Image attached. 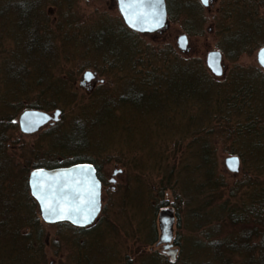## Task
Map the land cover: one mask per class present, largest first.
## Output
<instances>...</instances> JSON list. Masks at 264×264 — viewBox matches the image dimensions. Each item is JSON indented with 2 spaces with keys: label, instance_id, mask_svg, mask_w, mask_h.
Returning <instances> with one entry per match:
<instances>
[{
  "label": "trees",
  "instance_id": "1",
  "mask_svg": "<svg viewBox=\"0 0 264 264\" xmlns=\"http://www.w3.org/2000/svg\"><path fill=\"white\" fill-rule=\"evenodd\" d=\"M60 1L0 0L2 12L0 17L8 16L7 18L16 24L13 32L21 30L24 36L32 37L27 42L30 47L29 53L40 52L52 58L53 43L51 41L52 46H50L49 34L42 31L41 26L42 18L45 17L43 6L54 3L60 14H63L64 10L60 9L63 0ZM75 1L67 0V3L71 4ZM166 2L168 21L173 19L175 10L188 11L191 14L190 11L195 13L193 10L202 7L200 0H189V3L186 0H166ZM222 2L224 4L220 8V13L223 23L220 22L221 24L217 26L221 42L218 49L225 57L237 60L242 55L252 53L255 49L264 46V0H222ZM173 3L176 5L175 10L172 9ZM11 10L19 15L11 18L13 16L9 15ZM120 22L122 25L116 20L110 22L109 26L102 21L101 26L81 31L75 25L79 24L77 17H74L68 31L63 34L69 45H80L82 42L88 47L89 44L93 46L97 44L96 47H100L95 49V52L98 50V57L105 53V51L100 53V49H107L110 54L104 56V59L108 60L111 57L116 67L121 64L132 84L125 92L117 90L114 94L109 89L108 93L104 94V99L100 98L99 93L93 96L97 99L86 105L85 115L77 120L74 129L63 134L64 142L60 144V148L62 146L61 149L67 154L63 155L64 159L60 158L63 161L60 162L59 158L52 156H49V159L41 158L46 163H41L42 160L38 158L33 161L27 159L24 164L27 168L24 169V165L14 162L12 157L2 150L5 131L0 132V264H48L49 262L43 236V225L46 222L42 219L39 204L29 188L30 171L38 167L51 168L92 161L87 154L91 153L92 147L97 144L93 136L97 134L98 128L115 131L122 127L126 135L136 138L144 130L141 121H144L145 117L151 118V122L156 125L157 135L172 132V147L163 148L164 145L162 147L164 151L158 153L159 159L156 165L159 167L157 170L163 175L161 185L163 184L164 189L168 190L175 182L180 181L183 184L185 194L183 192L180 195L183 199L182 203L187 200L186 196L189 197V201L194 198L197 202L195 209L197 211H194L193 215H196V225L204 235L213 233L212 229L214 233L219 232L218 235L226 231L227 234L229 233L224 238L217 236L214 240L207 238L206 242L200 241L197 256L193 258L192 250L186 257L188 258L185 260L186 264H264V70L258 66L252 71L237 67L223 79H217L209 74L201 61L197 59L189 61L184 56H180L173 47H169L158 55L159 59L163 58L162 63L167 67L163 73L157 74L158 70L155 71L157 65L149 68L150 58L143 52L140 33L130 30L122 17ZM133 38L136 42H133ZM48 54L53 55L50 57L47 56ZM25 57L23 58L27 63L10 68L14 69L10 71L17 84L22 77L29 78L25 82L23 91L39 85L43 75L55 77L50 70V73L47 71L41 73L39 66L35 65L36 62H32V58ZM131 60L134 62L130 67ZM138 65H143L144 70L138 69ZM96 71L109 75L103 66ZM142 75H146L147 78H141ZM53 81L55 83H48L50 84L48 92L60 97L68 96L64 94L66 89L58 88L56 80ZM17 89L21 90L18 87ZM212 99L213 103L210 102ZM170 101L175 104L174 109L177 105L178 110L186 106L200 108L194 114L182 111L179 115L183 113L184 117L202 126L186 127L188 131L182 135L183 128L178 130V127L174 126L176 113H171L169 117V114H166L168 112L166 109H170ZM42 102L39 99L30 107L45 111L48 106ZM243 121L246 123L245 126L238 125ZM216 123L219 126L215 125ZM1 127L0 131L3 128ZM215 132L224 133L226 138H231L232 149L229 152L239 156L245 165L246 180L239 182L238 185L234 184L235 188L229 191L226 189L230 185L225 184L216 174L214 161L216 146L208 141ZM145 135L149 138L148 135L152 137L153 134L147 132ZM32 152L36 153L34 150ZM181 153H186L190 159L181 162L182 168L176 163L163 168L165 161L171 158V155L173 157ZM191 158H197L198 161H191ZM234 190L239 194L238 197V194H233ZM227 194L234 196L235 199L225 200L224 196ZM160 202L162 203L161 206L158 204V209L170 205L163 199ZM173 206L180 220L181 207H176L174 204ZM59 224L81 232L87 229L69 222ZM229 226L238 227L239 231L233 232L228 228ZM206 227L212 229L208 231ZM180 243L177 238V244L182 247ZM86 258L88 257L84 259Z\"/></svg>",
  "mask_w": 264,
  "mask_h": 264
},
{
  "label": "rangeland",
  "instance_id": "2",
  "mask_svg": "<svg viewBox=\"0 0 264 264\" xmlns=\"http://www.w3.org/2000/svg\"><path fill=\"white\" fill-rule=\"evenodd\" d=\"M186 1L189 3V0ZM59 2L61 1L59 0ZM222 4H224L222 0H212L208 6L202 4V7L200 6L193 10L195 13L190 11L191 14H189L188 11L182 10L180 12L175 10L176 5L173 3V7L171 6L175 10L173 11V19L168 21L167 27L162 32H154V34L137 32L140 33L139 38L142 40L140 44L143 52L150 58L148 59L151 64L149 68L151 69L157 65L158 67L155 69V71L158 70L157 74L166 70L167 65L162 63L163 58L159 59L158 55L159 53H164L169 47H173L180 56H184L189 61H195L196 59L201 61L209 74L217 79H223L237 67L246 71H252L257 66L261 67L257 60L259 49H255L252 53H246L237 60L228 59L224 55L223 64L225 68L222 76L214 75L209 69L206 60L207 54L211 50H217L218 45L221 44L220 31L217 26L223 23L222 14L220 13ZM60 5V9L64 10L63 14H60L54 3L43 6L45 17L43 16L42 18L43 23L41 26L42 31L49 34L48 37L51 39L50 46H52L51 41L53 43L54 57L52 58H48L43 53L40 54V52L36 54L29 53L28 49L30 47L27 42L32 37L24 36L21 30L13 32L16 24H13L6 15H4L6 16L4 18L0 17V98L14 104L13 109L7 113L0 109V123L2 116L6 118V123L10 122L9 119H13L12 121L17 123L20 113L23 114L27 110H36L30 106L39 99L48 106V109L45 110L47 113L53 114L56 110L61 109L58 119L51 120L53 123H46L44 128H39L40 130L33 133L22 131L18 123L16 127L11 128L8 126L5 129L0 124L2 128L0 132L5 131L2 150L11 156L14 162H19L22 165L26 163L27 159L28 161L30 159L33 161L36 158L42 160L41 158L49 159V156L56 159H64L67 154L61 149L62 146L60 148V144L64 142L65 135L63 134L74 129V126L77 125V120L80 117L82 118L83 114L85 115L86 105L97 99L93 96L99 93L100 98L104 99V94L108 93L109 89L115 94L117 90L125 92L132 85L121 64L116 67L111 57L108 60L104 59V56L110 54L107 49H100V53L105 51L106 54L103 52V56L98 57V50L95 52V49L100 47H96L97 44L94 46L89 44L88 47L82 42L80 45H69L65 41V35L63 36L68 31L70 22L74 17H77L79 24L75 25L81 31L101 26L102 21L105 22V25L110 26V22L118 20L122 25V22H120L122 15L119 11L117 0H76L71 4L67 3V0H63ZM50 7L54 9L51 10L52 8ZM11 11L9 14L13 15L11 18H14V15H19L15 14L14 10ZM51 11L53 12L51 13ZM1 13L0 11V15ZM11 27L12 29H10ZM182 36L187 38L185 51L178 44ZM80 41L82 40L80 39ZM133 42H136L134 38ZM87 52L90 54H87ZM52 55L48 54L47 56L51 57ZM23 57L32 58V62H36L35 65L39 66L41 73L43 71L49 72L50 70L53 73L52 76L54 75L55 77L43 75L40 78L39 85L37 80L36 87L25 89L24 91L25 82L29 78L27 76L22 77L18 84V88L22 91L17 89V95L13 96L8 86L10 83L8 74L12 78L10 70L14 69L10 68L16 65L20 66L24 62L27 63ZM133 62L131 60L130 67ZM100 66H103L109 75L96 71ZM141 66L138 65V69L143 71L144 66ZM87 72L93 74L94 77L87 80ZM145 76L142 75L141 78H147ZM2 80H6V86ZM53 80H56L58 88L66 89L64 94L68 96L60 97L48 92V87L50 86L48 83H55ZM212 101L213 99L210 100V102ZM169 106L170 109H166L168 111L166 114H169V117L171 113H176V124L174 126L175 128L178 127V130L183 128L182 135L188 131L186 127L194 126L197 128L202 126L184 117L183 113L179 115V112L182 111L194 114L200 108L186 106V108L183 107L178 110L176 105V109H174L175 104L173 101H170ZM141 122H143L142 128L144 130L136 138L126 135V131L121 129L122 127L120 129L117 128L115 131L98 128L97 134L95 136L91 135L97 144L95 143L90 151L91 153L87 154V156L97 160L104 174H111L115 168H119L122 171L117 176L116 189H111V186H107L104 191L105 208L100 219L93 226L81 232L75 228L62 226L59 223H46L43 225L48 264H186L185 260L188 259L186 257L191 254L192 250L193 258L197 256L200 246L198 243L200 241L206 242L207 238L214 240L217 236L224 238L229 234L226 231V234L222 232L218 235L219 232L214 233L212 228L206 227L208 231L212 229L211 231L213 232L207 236L198 229L196 225L197 217L193 215V212L197 211L195 209L198 204L194 198L189 201L188 196L185 198L187 200L182 203L183 199L180 195L184 190L180 181L172 184L174 186L170 187V189H164L163 184L161 185L163 175L157 170L159 167H157L156 163L158 162L157 159H159L158 153L164 151L163 148H166V146L172 147V132L169 134L163 132L157 135L155 130L158 128L151 122V118L145 117L144 121ZM239 124L245 126L246 123L243 121ZM215 125L219 126L218 123ZM147 132L154 136L150 137L148 135V138L145 135ZM209 140L212 144H215L217 150L214 157L216 174L225 184L230 185L226 189V191H229V189L235 188L239 182L246 180L245 165L241 162L239 172H232L228 169L225 159L235 155L229 152L232 149L230 146L231 138H226L224 133L215 132L208 138ZM99 149L101 150L100 153ZM32 150L36 151V153H33ZM187 159L189 158L186 153L175 154L173 157L171 155V158L165 161L163 168L175 163L182 168L181 162L187 161ZM191 159V161H198L197 158ZM41 163L46 162L42 160ZM23 168L26 169L27 167L24 165ZM234 184L236 185L234 186ZM162 191L164 192L162 193ZM233 194L237 195L238 193L234 190ZM224 198L225 200L235 199L234 196L231 197L228 194ZM162 199L170 205L174 204L176 207H181V219L178 220L175 230L176 239L178 238L181 241L182 247L178 245L180 252L175 260L165 256L157 245L158 236L161 233L160 214L157 207L158 204L161 206L162 202L160 200ZM186 221L190 223L187 224ZM228 228L233 232L239 231L238 227L231 228L229 226ZM85 257L88 258L84 259Z\"/></svg>",
  "mask_w": 264,
  "mask_h": 264
},
{
  "label": "water",
  "instance_id": "3",
  "mask_svg": "<svg viewBox=\"0 0 264 264\" xmlns=\"http://www.w3.org/2000/svg\"><path fill=\"white\" fill-rule=\"evenodd\" d=\"M117 2L125 24L133 31L154 33L168 25L166 0H117ZM201 2L204 6L209 4V0L207 3L204 0ZM178 44L185 51L186 36L180 37ZM262 50L264 46L258 50L257 60L264 69V63L261 62ZM206 60L214 75H223L224 55L221 51H209ZM89 73H86V77ZM59 115V111L50 114L42 110H27L20 117V126L22 131L33 133L49 121L58 119ZM233 159L238 161L235 170L229 166ZM225 164L232 172H239L241 161L238 156H229L225 159ZM29 186L32 196L39 204L41 216L48 224L69 222L75 226L87 227L95 222L102 210L101 182L90 164L36 169L30 174ZM173 224V213L169 210L162 211L160 214L162 233L168 235L172 232Z\"/></svg>",
  "mask_w": 264,
  "mask_h": 264
},
{
  "label": "flooded vegetation",
  "instance_id": "4",
  "mask_svg": "<svg viewBox=\"0 0 264 264\" xmlns=\"http://www.w3.org/2000/svg\"><path fill=\"white\" fill-rule=\"evenodd\" d=\"M201 1V0H200ZM212 0H209V4ZM167 3V2H166ZM202 3V2H201ZM52 8V7H50ZM54 8H52L51 10H53ZM168 9V8H167ZM53 11H51L52 13ZM167 27V26H166ZM165 27V28H166ZM164 28V29H165ZM163 30V29H162ZM162 30L158 31V32H155V33H160L162 32ZM154 34V33H153ZM218 50V49H217ZM224 55V54H223ZM225 68V66H223ZM223 68V69H224ZM262 68V67H261ZM263 69V68H262ZM264 70V69H263ZM9 77H8V80H10L8 83H9V90L11 92V95H17V87H18V84L16 83L17 81L15 80V77H10V74H8ZM13 76V75H12ZM2 82L4 83V85L6 86V80H2ZM1 95V94H0ZM13 105L11 102L9 101H6L4 99L1 100L0 98V109L4 112V113H7L9 110L13 109ZM34 109V108H33ZM36 109V108H35ZM36 110H39V109H36ZM61 109H58L56 111H59L60 112ZM44 111V110H42ZM22 113H20L19 117H18V126L19 128L21 127L20 126V117H21ZM10 122L6 123V118L4 116H2V121H1V126L3 127V129L7 128L8 126L13 128V127H16L17 123L16 121H12L13 119H9ZM54 121V120H52ZM52 121L48 122L47 124H51L53 123ZM46 125V124H45ZM45 125H43L40 129L44 128ZM39 129V130H40ZM236 156V155H235ZM239 157V156H238ZM60 162L63 161V159H58ZM241 161V159H240ZM92 162H95L96 164L97 163V160L92 159V161H83V162H76V163H73L71 165H68V166H61V165H58V166H53L51 168L49 167H38V168H34L30 171L29 173V177H30V174L32 171L36 170V169H39V168H45V169H55V168H62V167H69V166H72V165H76V164H82V163H86V164H90L96 171V175L99 179V181L101 182V189H102V210L98 216V218L95 220V222L87 227H83V228H89L91 226H93L99 219H100V216L105 208V197H104V191L107 189V186H111V189H116V184H117V176L121 173V169L119 168H115L114 171L111 173V174H104V171L102 169V167L98 164V166L95 164V163H92ZM28 183H29V178H28ZM30 188V186H29ZM31 191V189H30ZM159 214L162 213V211L164 210H169L171 213H173L174 215V224H173V227H172V232H170L168 235L166 234H163L162 233V230H161V233L160 235L158 236V242H157V245L160 247V251H162L163 254H165V256L169 257L171 260H175V258L177 257V254L180 252V248L178 247V244H177V239H176V230H175V227L177 225V222H178V215H177V210L176 208L173 206V205H167L165 207H160L159 209ZM159 221H160V217H159ZM79 227V226H78ZM165 236H167L168 238L165 239Z\"/></svg>",
  "mask_w": 264,
  "mask_h": 264
},
{
  "label": "snow or ice",
  "instance_id": "5",
  "mask_svg": "<svg viewBox=\"0 0 264 264\" xmlns=\"http://www.w3.org/2000/svg\"><path fill=\"white\" fill-rule=\"evenodd\" d=\"M205 3H207V0H204ZM218 56V54H216ZM213 59H215V57H213ZM261 62L264 63V50H262L261 53ZM86 79H92V74L89 73L86 77ZM238 161H236L235 159H233L232 161L229 162V166L233 168V170H235V167L237 165ZM168 237L165 236V239H167Z\"/></svg>",
  "mask_w": 264,
  "mask_h": 264
},
{
  "label": "bare ground",
  "instance_id": "6",
  "mask_svg": "<svg viewBox=\"0 0 264 264\" xmlns=\"http://www.w3.org/2000/svg\"><path fill=\"white\" fill-rule=\"evenodd\" d=\"M38 203V202H37Z\"/></svg>",
  "mask_w": 264,
  "mask_h": 264
}]
</instances>
